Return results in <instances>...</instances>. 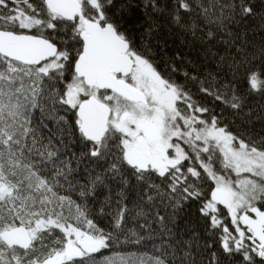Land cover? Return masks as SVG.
Instances as JSON below:
<instances>
[{
    "label": "snow or ice",
    "instance_id": "obj_1",
    "mask_svg": "<svg viewBox=\"0 0 264 264\" xmlns=\"http://www.w3.org/2000/svg\"><path fill=\"white\" fill-rule=\"evenodd\" d=\"M259 3L0 0V264H195L190 246L145 259L124 252L120 240L135 235L125 231L127 213L147 219L154 212L170 232L188 201L199 202L206 231L229 264H264V128L234 133L224 123L228 109L250 125L247 95L264 96V41L257 49L249 30L233 31L247 21H258L253 36L264 30ZM157 17L200 65L177 53L166 71L158 69L152 40L164 25ZM193 87L224 109L200 103ZM41 100L73 111L88 157L101 166L86 183L74 184L71 161L58 164L60 149L30 127ZM129 174L142 186L131 209L124 203ZM109 182L121 187L106 231L87 201L106 190L103 214L112 202ZM61 189L78 191L81 202ZM208 264H220L216 251Z\"/></svg>",
    "mask_w": 264,
    "mask_h": 264
},
{
    "label": "trees",
    "instance_id": "obj_2",
    "mask_svg": "<svg viewBox=\"0 0 264 264\" xmlns=\"http://www.w3.org/2000/svg\"><path fill=\"white\" fill-rule=\"evenodd\" d=\"M170 3V0H169ZM256 7H261L259 0H255ZM159 22L164 25L161 27L159 36L154 37L153 44V59L159 70L166 71V62L174 57L177 53L182 56L187 54V57L196 61L197 65H200L201 61L196 53L188 48L185 44L181 43V37L178 36L177 30L167 24L163 17H157ZM258 21H247L233 26V31L243 32L249 30L247 39L251 41L257 49L260 47L261 42L264 41V30L257 28L255 36L250 31L256 26ZM171 30V34L169 33ZM187 39V38H185ZM166 40L167 46L161 49L158 46V41L163 43ZM137 44L140 43L139 33L136 34ZM198 47V45H197ZM221 54L223 53L222 46H219ZM177 63H179L177 61ZM256 66H259V61H256ZM189 70H193L191 67ZM201 72L203 68L199 69ZM173 79L178 82H184L183 77L179 73L172 74ZM243 90V84H241ZM194 98L200 103L206 104L210 108L219 113L224 106L219 102H213L211 97L201 95L197 92L195 87L192 88ZM264 106V96L253 93L247 95L245 101L244 111L248 112L250 109L253 114V122L250 125H242L239 118H234L231 115L230 110L224 109V116L226 117L224 123L229 125V128L234 133L247 132L251 135H255L264 128V120H257L256 116L259 114L264 116V111H261ZM30 127L34 130V134L37 139L43 144H48L60 149L59 164L61 161L70 160L73 169L72 178L74 184H84L89 179V175H95L101 171V166H98L94 162V158H89L88 142L84 141L81 137L78 126L75 125V115L73 111H65L60 105H54L50 100H41L39 107L33 109L29 116ZM156 183H160L158 178H154ZM112 189V202L109 206H106L104 213H100L102 206L101 202L104 201L107 191L104 189L97 190V196L95 199H89L87 201L88 207L91 211L92 218L97 225L106 231L110 229V223L112 219V213L116 211V192L121 187L115 182H109ZM141 185L131 177L129 174V186L125 189L124 203L128 205V208H133L134 203L139 199ZM61 194H70L73 200L80 203L78 191L61 189ZM160 207V214L165 215L163 208ZM198 201H188L183 205L181 211L174 217L172 222L168 223L169 231H165L161 228L160 224L155 220L154 212H150L147 219L144 217L137 218L134 212L126 214V223L124 225L126 233L129 235L134 232L135 235L131 236V239H126L125 236H121L120 240L123 245V251L127 253L137 254L139 257H147L159 255L160 253L167 252L169 255L176 252L178 249H185L191 247L192 255L195 260V264H208L210 254L216 251L220 257V264H229V261L219 252V244L213 243L215 237H213L208 231H206V221L201 217L199 211ZM170 211V210H169ZM143 225V227H141ZM61 234L57 230L52 239L59 237ZM138 241V242H137ZM46 243L50 241L46 240ZM211 244L212 247H208ZM120 248V245L116 246ZM47 251V249H44Z\"/></svg>",
    "mask_w": 264,
    "mask_h": 264
}]
</instances>
